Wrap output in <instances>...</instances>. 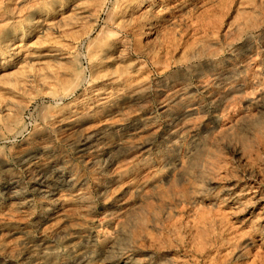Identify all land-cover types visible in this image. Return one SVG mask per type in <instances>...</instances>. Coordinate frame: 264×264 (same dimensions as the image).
Returning <instances> with one entry per match:
<instances>
[{"label":"rangeland","instance_id":"374dc122","mask_svg":"<svg viewBox=\"0 0 264 264\" xmlns=\"http://www.w3.org/2000/svg\"><path fill=\"white\" fill-rule=\"evenodd\" d=\"M3 181L0 264H264V0H0Z\"/></svg>","mask_w":264,"mask_h":264},{"label":"bare ground","instance_id":"6f19581e","mask_svg":"<svg viewBox=\"0 0 264 264\" xmlns=\"http://www.w3.org/2000/svg\"><path fill=\"white\" fill-rule=\"evenodd\" d=\"M14 39L12 38L10 41H9V44H10V46H11V48H15L16 47V45L14 44ZM232 72V71H231ZM233 73V72H232ZM222 76V75H221ZM220 78H222V77H220ZM230 78L229 77H227V78H223V80H222V83L224 84V85H226L227 86V84L230 82V80H229ZM240 80V79H239ZM218 81H219V79H218ZM238 81V80H237ZM238 82H240V81H238ZM238 84V83H237ZM235 86V85H234ZM233 88V87H232ZM235 88V87H234ZM231 89V88H230ZM238 89V88H237ZM236 90V89H235ZM229 91H233L234 92V90H229ZM183 93V92H182ZM179 93V95H177L176 96V98H175V100H178L179 101V99H182V95H184V94H186V93ZM219 93V92H218ZM226 95V94H225ZM187 96V95H186ZM187 98L185 97V100H186ZM188 99H189V97H188ZM191 101V100H190ZM189 101V102H190ZM177 102V101H176ZM182 102V101H181ZM187 101H185V103H186ZM192 102H193V100H192ZM195 102V101H194ZM197 104V103H196ZM199 104V103H198ZM187 105H189V104H185V106L187 107ZM192 105H194V103L193 104H191V102H190V106H192ZM207 105V104H206ZM205 106V105H204ZM184 107V106H183ZM203 107V106H202ZM167 108H168V106H167ZM211 108V107H210ZM196 108L194 107H191V108H189V111H192V110H195ZM167 110V109H166ZM169 110V109H168ZM181 110V109H180ZM180 110L178 111L179 113H180ZM213 110H215V109H213ZM213 110H211V111H213ZM217 110V109H216ZM170 111V110H169ZM188 111V112H189ZM200 111V110H199ZM207 111V110H206ZM205 111V112H206ZM175 112V111H174ZM173 112V113H174ZM182 112V111H181ZM195 112V111H194ZM204 113V112H203ZM171 114V113H170ZM176 114H177V112H176ZM175 115V114H174ZM186 115H187V112H186ZM185 115V116H186ZM211 115V114H210ZM209 115V116H210ZM174 117H176V116H174ZM213 117H214V115H213ZM177 118V117H176ZM176 118H175V120H176ZM171 119V118H170ZM205 120V119H204ZM212 120V119H211ZM210 121V120H209ZM173 123H174V119H173ZM125 130V129H124ZM112 131H113V129H112ZM193 132V131H192ZM112 133L113 132H111V131H101L100 133L99 132H94V133H92L91 135H89L87 138H86V140L85 141H83V143L81 144V148H80V152H82V154L85 156H88L89 157V162L90 163H96V162H98L99 161V158L101 157V156H105L106 157V163H105V166L107 165V166H111V165H113V164H115V163H117V162H119L120 160H121V158L122 157H125L127 154H125V156H124V152H123V147L121 146V142H111V143H109L108 145H106V146H102V142H105V140H108V138H109V136H111L112 135ZM116 133V132H115ZM114 134V133H113ZM124 134V133H123ZM136 134V133H135ZM173 134V133H172ZM118 135H120V134H118ZM125 135V134H124ZM123 135V136H124ZM175 135V134H174ZM116 136H117V133H116ZM135 136V135H134ZM120 137V136H119ZM114 140V139H113ZM119 140H120V138H119ZM118 140V141H119ZM49 177V176H48ZM53 177H54V180H55V183L57 182V184H58V182H65V181H71V179L70 178H67V180H66V178H65V175L64 174H62V172L61 171H56L55 173H54V175H53ZM53 177L52 178H50V180L49 179H46V178H44V176H43V178H39V181H38V188H37V191H38V194H42V195H52V194H54L55 193V190H56V188L55 187H52V180H53ZM61 184V183H60ZM37 186V185H36ZM55 188V189H54ZM37 191H36V193H37ZM211 192V191H210ZM18 193V190H17V188H16V185H15V183H13V182H9V181H3V182H1L0 183V194L2 195V196H4L5 198H10V199H15L16 198V194ZM33 194V193H32ZM35 194V193H34ZM34 194H33V196H34ZM37 194V195H38ZM36 196V195H35ZM41 196V195H40ZM31 199V198H30ZM34 199V198H33ZM27 200V199H26ZM28 201V200H27ZM30 201V200H29ZM80 250V249H79ZM85 254V253H84ZM81 257V256H80ZM79 257V258H80ZM78 259V258H77ZM75 261V260H74ZM81 263V262H80ZM31 264V263H30ZM40 264V263H39Z\"/></svg>","mask_w":264,"mask_h":264}]
</instances>
